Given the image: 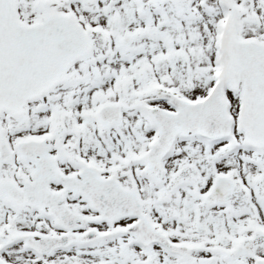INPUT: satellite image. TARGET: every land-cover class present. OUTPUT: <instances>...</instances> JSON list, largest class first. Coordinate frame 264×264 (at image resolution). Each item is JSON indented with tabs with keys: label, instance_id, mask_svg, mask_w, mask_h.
<instances>
[{
	"label": "snow or ice",
	"instance_id": "snow-or-ice-1",
	"mask_svg": "<svg viewBox=\"0 0 264 264\" xmlns=\"http://www.w3.org/2000/svg\"><path fill=\"white\" fill-rule=\"evenodd\" d=\"M0 264H264V0H0Z\"/></svg>",
	"mask_w": 264,
	"mask_h": 264
}]
</instances>
